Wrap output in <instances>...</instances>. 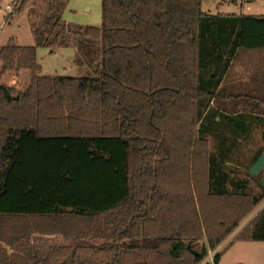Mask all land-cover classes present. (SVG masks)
<instances>
[{"label":"trees","instance_id":"16d2710c","mask_svg":"<svg viewBox=\"0 0 264 264\" xmlns=\"http://www.w3.org/2000/svg\"><path fill=\"white\" fill-rule=\"evenodd\" d=\"M68 1L9 13L28 7L36 47L73 40L87 74L0 85V264H198L264 198L228 165L264 116L222 86L238 50L264 49V14L102 0L92 26L63 19ZM237 240L264 242V209Z\"/></svg>","mask_w":264,"mask_h":264},{"label":"rangeland","instance_id":"374dc122","mask_svg":"<svg viewBox=\"0 0 264 264\" xmlns=\"http://www.w3.org/2000/svg\"><path fill=\"white\" fill-rule=\"evenodd\" d=\"M14 2L15 0H0V45L7 44L11 37L15 38L17 45L10 57L0 60V85L7 86L16 95L29 93L33 89L34 76L39 65L42 73L48 75L87 74L85 68L82 69L78 64L79 51L73 40L67 45H58L53 48L36 47L27 15L28 7L9 16L10 11L14 9ZM202 9L212 14L260 15L264 14V0H203ZM63 19L77 25L100 26L102 0H69L63 12ZM263 75L264 49L238 50L223 78L222 86L225 87L226 94L248 93L255 100L247 101L246 98L225 100V107L229 109L236 105L239 110L264 116V101H261L264 98ZM259 151L264 153V126L253 125L249 137L241 141L228 163L237 171L239 177L248 180V193L251 195L262 193L261 180L264 177V170L256 176L249 173L252 159ZM263 209L264 198L219 244L213 248L208 247V254L198 264L208 262L214 264L213 260L217 253H223L219 264H264V242L262 241L237 240L227 249L233 239Z\"/></svg>","mask_w":264,"mask_h":264},{"label":"water","instance_id":"95a60500","mask_svg":"<svg viewBox=\"0 0 264 264\" xmlns=\"http://www.w3.org/2000/svg\"><path fill=\"white\" fill-rule=\"evenodd\" d=\"M16 98H19V94L16 95ZM264 170V153L254 162V164L249 168V173L253 176L258 175ZM262 185L264 186V177L261 180ZM188 248L196 254L197 252L191 248V243L188 244Z\"/></svg>","mask_w":264,"mask_h":264},{"label":"built area","instance_id":"2783aa9c","mask_svg":"<svg viewBox=\"0 0 264 264\" xmlns=\"http://www.w3.org/2000/svg\"><path fill=\"white\" fill-rule=\"evenodd\" d=\"M213 262H214V260H213Z\"/></svg>","mask_w":264,"mask_h":264},{"label":"crops","instance_id":"0c3cea01","mask_svg":"<svg viewBox=\"0 0 264 264\" xmlns=\"http://www.w3.org/2000/svg\"><path fill=\"white\" fill-rule=\"evenodd\" d=\"M263 77H264V75H263Z\"/></svg>","mask_w":264,"mask_h":264}]
</instances>
